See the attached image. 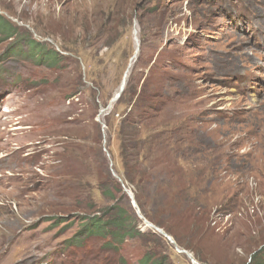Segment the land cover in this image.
Listing matches in <instances>:
<instances>
[{
	"label": "rangeland",
	"instance_id": "1",
	"mask_svg": "<svg viewBox=\"0 0 264 264\" xmlns=\"http://www.w3.org/2000/svg\"><path fill=\"white\" fill-rule=\"evenodd\" d=\"M0 14L23 48L4 56L17 40L0 35V264H139L150 249L169 264H245L264 242V0H0ZM33 39L61 61L33 57ZM156 86L140 136L190 137L194 163L180 158L171 179L201 189L188 192L194 217L184 202L156 217L185 247L142 212L121 156V120ZM140 163L170 176L166 161ZM105 167L140 231L116 250L77 243L81 204L116 202Z\"/></svg>",
	"mask_w": 264,
	"mask_h": 264
},
{
	"label": "trees",
	"instance_id": "2",
	"mask_svg": "<svg viewBox=\"0 0 264 264\" xmlns=\"http://www.w3.org/2000/svg\"><path fill=\"white\" fill-rule=\"evenodd\" d=\"M17 29V25L11 23L0 14V35L7 36L8 38H15L17 40L14 43L15 45H12L8 50L7 53L9 55H4L6 57L23 52V48L20 47L19 39H17L19 35V30L17 31ZM31 44L33 47V57H38L40 55L42 60L47 59L49 63L54 65L58 64L61 61L62 55L58 51L53 49H48V51H46L44 47H42L41 49L40 47L44 46V44L37 43L34 41V39L30 41V45ZM38 51H40V53H37ZM78 84H80V81L75 82V87H77ZM77 92L78 91H72L67 97H69L70 99L72 98L71 96H74L75 94H77ZM125 94L126 92H124L123 96H121L120 102L123 100L126 101ZM146 95L148 96L143 98V100L141 101L142 103H136L133 106L132 111L126 117H124L123 120H121L119 137L121 141V156L125 169V178L127 179V181H129V183L135 185L140 189V192L136 193V200L138 201L142 212H144V214L149 218L150 221H152L156 225H159L160 227H164V229L168 233L174 235L170 227L165 226L162 223V220H157L156 217H160L159 210H164L165 204L168 202V205H172L173 207L165 209L172 210L170 211V214H177L178 216L179 214H182V211L178 209L176 211L175 209L178 205V202H184L187 207L186 212L188 211L187 214L186 212L185 214L189 218H192L195 216L193 212L194 202L198 201L199 199H188V192L195 191L197 188L198 190L201 189L199 188L198 183H196L194 180H189L188 185L184 186L176 180L177 178L171 179V171H173V173H176L175 171H181L182 169V166L179 163L180 158H185L187 161H193L188 153V151H190L191 149L189 140L190 137L187 136L184 139H178L171 147L169 143L171 137L169 136L163 137L162 135L155 133L152 135L147 134L145 138H141V130L139 126L140 120L144 118V115L148 111V109L159 111L158 102L154 103V106L151 105V99L160 95L159 88L156 86L152 89L146 90ZM66 136L69 137L68 135ZM97 140L100 144L102 140L101 133L97 136ZM100 151L102 152V149L97 150V152L95 153L96 156H99ZM142 160H144V163H146V165H148L149 162L151 164H165L166 161L167 163H169V165H172L167 171V175H170L169 178H166V180L163 181V179H159L161 171H158L155 174V177L148 169L141 170L140 162ZM193 167L194 164L192 167H190L191 171H194V169H192ZM103 171L104 178H102L103 180L101 182L99 181L102 186V191L108 194L109 198L116 202L109 207H105L106 209H104V207L97 209V206L94 205L93 201H90L87 205L81 204V207H85V214L81 216V220L84 225L79 233L80 239L77 240V243L84 242L86 241V239H96L99 237L104 242V250H116L119 248L118 245H121L127 239L136 238L138 236V232L140 231L139 229H137V224L134 223V219L136 218H134L133 215H130L128 211L120 206L121 197L119 198L118 196L119 192L122 193V190L120 191V186L116 183V181H113V183H111V173L108 167H105ZM151 183H154L156 186V189L153 193L147 189L152 185ZM165 190L171 194H174V197L166 199L163 198V191ZM207 191L209 192V189ZM205 192L206 191L204 190L202 191V193ZM145 196L147 199L146 201H153L152 208L148 213L143 207V204H145L143 198ZM197 198L201 197L198 196ZM77 201H80V199H77ZM189 206L191 208H188ZM196 206L198 207L197 204ZM194 210H197V208H194ZM98 212H103L104 214L100 215L98 214ZM196 220L197 219H194V221ZM194 221L192 223H194ZM196 232H198V229ZM174 237L180 246L185 245L184 243L182 244L178 235H174ZM251 252L252 253L250 254V258L245 264H264V242ZM157 254L158 253H155L150 249L140 260L139 264H169L166 257H160Z\"/></svg>",
	"mask_w": 264,
	"mask_h": 264
},
{
	"label": "water",
	"instance_id": "3",
	"mask_svg": "<svg viewBox=\"0 0 264 264\" xmlns=\"http://www.w3.org/2000/svg\"><path fill=\"white\" fill-rule=\"evenodd\" d=\"M124 87H125V81L123 82V84H122V86H121V89H120L119 94H118L117 97H120V95L122 94V91L124 90ZM148 223H149V222H148ZM159 231L163 233V231L160 230V228H159Z\"/></svg>",
	"mask_w": 264,
	"mask_h": 264
},
{
	"label": "bare ground",
	"instance_id": "4",
	"mask_svg": "<svg viewBox=\"0 0 264 264\" xmlns=\"http://www.w3.org/2000/svg\"><path fill=\"white\" fill-rule=\"evenodd\" d=\"M148 224V223H147ZM150 226V225H149ZM152 226V225H151Z\"/></svg>",
	"mask_w": 264,
	"mask_h": 264
}]
</instances>
